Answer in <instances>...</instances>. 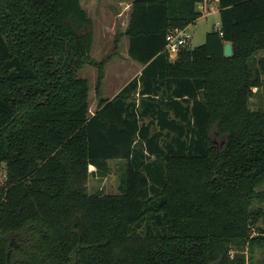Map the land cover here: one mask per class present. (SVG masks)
Wrapping results in <instances>:
<instances>
[{
    "label": "trees",
    "instance_id": "trees-1",
    "mask_svg": "<svg viewBox=\"0 0 264 264\" xmlns=\"http://www.w3.org/2000/svg\"><path fill=\"white\" fill-rule=\"evenodd\" d=\"M213 2L219 27L172 60L168 32ZM131 6L128 55L144 67L104 98L80 0H0V264H264V109L250 106L264 0ZM85 65L98 70L94 113ZM112 160L118 193L89 192Z\"/></svg>",
    "mask_w": 264,
    "mask_h": 264
},
{
    "label": "rangeland",
    "instance_id": "rangeland-1",
    "mask_svg": "<svg viewBox=\"0 0 264 264\" xmlns=\"http://www.w3.org/2000/svg\"><path fill=\"white\" fill-rule=\"evenodd\" d=\"M80 2L87 9L92 21L94 43L91 55L97 60H105L104 77L106 76V79L105 83L102 84L101 95L109 94V98L112 97L113 91L119 89L131 77L133 71L140 66V62L127 57L129 56V38L124 35V30L130 20L132 11V6L130 5H132V0H80ZM219 21L218 12L201 17L195 23L187 26L188 30L192 33V40L187 48H194L203 44L206 40L207 32L216 28ZM257 56H264V50L260 51ZM171 59L173 60L174 58ZM131 64L133 65L131 66ZM97 73V68L90 65H85L79 71V75L87 77L90 82L89 99L91 112L96 109L99 100L95 89ZM254 90L256 94L250 101L251 108L254 110L264 109V84L262 87L255 88ZM219 144L220 141L216 139L214 145L219 146ZM122 171V161H109L108 172L105 176L89 177L87 181L88 191L91 193L98 191L118 193ZM6 175V163L0 162V188L5 184ZM254 226L253 234H259V230L264 229V217ZM237 253H244L245 256H248V250L246 249L244 251H230L231 256ZM263 256L264 251L257 249L256 257Z\"/></svg>",
    "mask_w": 264,
    "mask_h": 264
},
{
    "label": "built area",
    "instance_id": "built-area-1",
    "mask_svg": "<svg viewBox=\"0 0 264 264\" xmlns=\"http://www.w3.org/2000/svg\"><path fill=\"white\" fill-rule=\"evenodd\" d=\"M192 40V33L186 27L171 29L166 36V51L171 58H175L180 51L189 46Z\"/></svg>",
    "mask_w": 264,
    "mask_h": 264
},
{
    "label": "crops",
    "instance_id": "crops-1",
    "mask_svg": "<svg viewBox=\"0 0 264 264\" xmlns=\"http://www.w3.org/2000/svg\"><path fill=\"white\" fill-rule=\"evenodd\" d=\"M132 3V2H131ZM131 6V5H130ZM219 12V9H218V7H217V3L216 2H213V3H210L209 5H205L204 6V11H203V15L201 16V17H204V16H208V15H210V14H215V13H218ZM200 17V18H201ZM199 19V18H198ZM197 19V20H198ZM196 20V21H197ZM219 25H220V21L217 23V27H219ZM189 26V25H188ZM216 27V28H217ZM212 30V29H211ZM209 32V31H208ZM92 49H93V47H92ZM92 51V50H91ZM128 58H129V56H127ZM130 61H131V59H130ZM125 63V62H124ZM127 63V62H126ZM132 63V62H131ZM133 64H131V66H132ZM143 65L140 63V66L139 67H137L136 68V70H134L133 71V73H132V75H131V77L129 78V79H127V81L126 82H124L123 83V85L119 88V89H117L116 91H113V95H112V97L113 96H115V94H117L120 90H121V88L123 87V86H125L131 79H133L134 77H136V76H138L140 73H141V71H142V69H143ZM123 71H125V69H123ZM106 77V76H105ZM104 77V81H103V84L105 83V78ZM85 78H87V77H85ZM88 79V78H87ZM89 81V80H88ZM89 84H90V82H89ZM103 86V85H102ZM108 96H109V94H107V95H103V97L104 98H108ZM112 97H109V98H112ZM96 109H97V106H96ZM95 109V110H96ZM95 110L94 111H92V113H94L95 112Z\"/></svg>",
    "mask_w": 264,
    "mask_h": 264
},
{
    "label": "water",
    "instance_id": "water-1",
    "mask_svg": "<svg viewBox=\"0 0 264 264\" xmlns=\"http://www.w3.org/2000/svg\"><path fill=\"white\" fill-rule=\"evenodd\" d=\"M233 53V47L231 42H227L224 46V55L231 56Z\"/></svg>",
    "mask_w": 264,
    "mask_h": 264
}]
</instances>
